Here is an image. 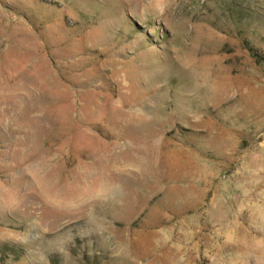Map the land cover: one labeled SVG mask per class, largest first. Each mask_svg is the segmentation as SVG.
Listing matches in <instances>:
<instances>
[{
    "label": "rangeland",
    "instance_id": "obj_1",
    "mask_svg": "<svg viewBox=\"0 0 264 264\" xmlns=\"http://www.w3.org/2000/svg\"><path fill=\"white\" fill-rule=\"evenodd\" d=\"M0 264H264V0H0Z\"/></svg>",
    "mask_w": 264,
    "mask_h": 264
},
{
    "label": "bare ground",
    "instance_id": "obj_2",
    "mask_svg": "<svg viewBox=\"0 0 264 264\" xmlns=\"http://www.w3.org/2000/svg\"><path fill=\"white\" fill-rule=\"evenodd\" d=\"M107 186H108V185H107ZM112 190H113V189H112V188H110V189H109V192H111ZM105 192H106V191H105Z\"/></svg>",
    "mask_w": 264,
    "mask_h": 264
}]
</instances>
